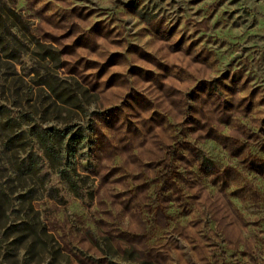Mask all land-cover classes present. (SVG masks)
I'll list each match as a JSON object with an SVG mask.
<instances>
[{
  "label": "rangeland",
  "instance_id": "rangeland-1",
  "mask_svg": "<svg viewBox=\"0 0 264 264\" xmlns=\"http://www.w3.org/2000/svg\"><path fill=\"white\" fill-rule=\"evenodd\" d=\"M0 264H264V0H0Z\"/></svg>",
  "mask_w": 264,
  "mask_h": 264
},
{
  "label": "trees",
  "instance_id": "trees-1",
  "mask_svg": "<svg viewBox=\"0 0 264 264\" xmlns=\"http://www.w3.org/2000/svg\"><path fill=\"white\" fill-rule=\"evenodd\" d=\"M66 132L67 131L59 130V129H55L52 131L42 130L41 133L38 135V137L42 139L43 145L45 147H47L48 149L53 148L51 150H54V146L52 144L55 143L56 141L62 142L64 138L67 136ZM49 145H51V147ZM68 183L73 188V191H75L76 190L75 184L71 182L70 179L68 180Z\"/></svg>",
  "mask_w": 264,
  "mask_h": 264
}]
</instances>
